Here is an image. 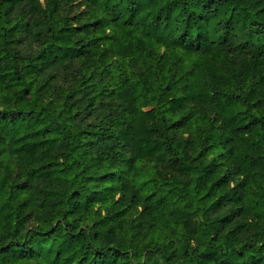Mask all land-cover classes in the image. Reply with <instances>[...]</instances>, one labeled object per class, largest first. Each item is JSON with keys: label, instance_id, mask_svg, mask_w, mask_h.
Listing matches in <instances>:
<instances>
[{"label": "trees", "instance_id": "obj_1", "mask_svg": "<svg viewBox=\"0 0 264 264\" xmlns=\"http://www.w3.org/2000/svg\"><path fill=\"white\" fill-rule=\"evenodd\" d=\"M0 264H264V0H0Z\"/></svg>", "mask_w": 264, "mask_h": 264}, {"label": "rangeland", "instance_id": "obj_2", "mask_svg": "<svg viewBox=\"0 0 264 264\" xmlns=\"http://www.w3.org/2000/svg\"><path fill=\"white\" fill-rule=\"evenodd\" d=\"M32 44V42H30V45Z\"/></svg>", "mask_w": 264, "mask_h": 264}]
</instances>
